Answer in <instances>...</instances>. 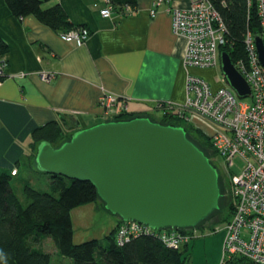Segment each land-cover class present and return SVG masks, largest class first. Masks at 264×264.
<instances>
[{
  "label": "crops",
  "instance_id": "obj_1",
  "mask_svg": "<svg viewBox=\"0 0 264 264\" xmlns=\"http://www.w3.org/2000/svg\"><path fill=\"white\" fill-rule=\"evenodd\" d=\"M136 1L132 12L116 9L103 17V0H42L43 7L59 3L73 25L89 29L85 43L76 45L34 16H14L0 0V39L6 45L0 51V169L16 168L12 178L21 175L23 182L25 172L34 168L32 132L49 122L69 132L62 122L69 123L68 115L81 127L103 121L98 104L102 90L125 102L124 114L158 110L165 116L185 100L188 73L211 82L209 68L183 65L186 41L172 29L169 8L186 7L189 0L164 1L153 15L155 0ZM41 72L54 75L44 80ZM212 82L218 86V80ZM159 101L174 106L163 113L156 107Z\"/></svg>",
  "mask_w": 264,
  "mask_h": 264
},
{
  "label": "built area",
  "instance_id": "obj_2",
  "mask_svg": "<svg viewBox=\"0 0 264 264\" xmlns=\"http://www.w3.org/2000/svg\"><path fill=\"white\" fill-rule=\"evenodd\" d=\"M103 1L105 5L99 12L103 17H110L115 6L111 0ZM164 1L169 0L154 1L150 10L152 15ZM255 3L264 42V0H255ZM123 11L129 13L133 8L125 6ZM169 11L173 32L186 41L183 65L202 69L217 66L219 45L226 41V28L212 1L189 0L188 6H171ZM89 34L86 26L58 31L62 40L76 45L84 44ZM244 43L246 56L233 64L248 83L249 95L239 97L223 76L219 85L214 87L204 77L188 73L186 98L173 109L176 118L208 137L211 155L214 159L215 156L221 158L222 173L228 179L233 208L224 225L225 235L218 264H264V66L250 31L246 32ZM3 66L1 63L0 75ZM53 75L41 72L44 80ZM124 103L117 94L102 90L98 97L102 120L124 114ZM173 106L170 101L156 103L163 113ZM201 125L208 126L210 132L207 134ZM16 172V168L11 170L12 174ZM192 230L158 229L127 220L117 226L115 240L122 245L138 234L154 233L166 246L177 248L189 242L194 235Z\"/></svg>",
  "mask_w": 264,
  "mask_h": 264
},
{
  "label": "water",
  "instance_id": "obj_3",
  "mask_svg": "<svg viewBox=\"0 0 264 264\" xmlns=\"http://www.w3.org/2000/svg\"><path fill=\"white\" fill-rule=\"evenodd\" d=\"M264 66V42L254 34ZM225 82L239 97L250 94L245 78L226 51L219 53ZM63 119L69 138L59 145L40 141L34 168L90 182L103 207L118 219L152 228H195L221 209L219 170L183 124L147 115L109 119L81 127Z\"/></svg>",
  "mask_w": 264,
  "mask_h": 264
},
{
  "label": "trees",
  "instance_id": "obj_4",
  "mask_svg": "<svg viewBox=\"0 0 264 264\" xmlns=\"http://www.w3.org/2000/svg\"><path fill=\"white\" fill-rule=\"evenodd\" d=\"M4 1L14 16L20 18L34 16L57 31L79 26L69 21L67 13L59 3L43 7L42 0ZM111 1L115 10H122L125 6H130L134 10L137 4L136 0ZM211 1L226 28V41L219 45V52L226 51L232 62L244 58L246 32L250 31L253 35L261 32L255 0ZM5 49L6 45L0 39V51ZM130 116L132 115L119 114L114 119ZM161 122L183 124L188 135L210 157V142L201 131L183 123L173 113L163 116ZM193 130L203 136L205 146L200 145L191 135ZM69 133L62 130L57 122H49L35 129L32 132L34 140L32 164L40 141L47 140L56 146L68 139ZM13 175L11 170L0 169V264H50V253L34 246L38 243L37 238L42 235L50 237L59 253L71 259L72 264L185 263L184 252L188 249L189 242L177 248H171L163 244L156 234L141 233L119 245L115 240L116 226L105 236L104 243L98 239L74 243L71 210L76 206L99 200L95 187L88 181L71 180L62 175L48 174L49 191L36 189L27 180L22 182L23 196L26 201L24 203L11 186ZM223 201L222 198L221 206ZM232 208L233 203L230 201L227 215L222 216L218 221L226 222L230 218ZM121 221L123 220H118V222Z\"/></svg>",
  "mask_w": 264,
  "mask_h": 264
},
{
  "label": "rangeland",
  "instance_id": "obj_5",
  "mask_svg": "<svg viewBox=\"0 0 264 264\" xmlns=\"http://www.w3.org/2000/svg\"><path fill=\"white\" fill-rule=\"evenodd\" d=\"M209 77L211 82L212 80H215V82L218 80L220 83L222 73L219 64L215 67L209 68ZM216 83L217 84L215 85H219L218 82ZM147 116L154 121H161L163 118L162 112L158 110L149 111L147 113ZM202 127L205 129V132L207 134L210 132L208 126ZM199 134V132L196 133L194 132V130L191 131V135L195 137L198 143L205 146V140L203 136ZM209 154L211 160L219 170L224 201L221 209L218 212L219 217L218 214L215 213L202 225L192 228L194 235L188 243V249L184 252L186 256L184 264H218L222 253L223 239L225 235V222L218 220L222 216L227 215L228 204L232 200V198L229 193L228 179L222 173L221 158L219 156H215L216 159H214L210 152ZM234 172H237V170H234ZM25 173L26 174L24 179L27 180L30 185H32L36 189L49 191L47 173H42L35 168H32ZM20 177L21 175H19L18 178H12L11 186H13V190L15 191V193L23 199V183L19 180ZM24 203H26L25 200ZM115 218L117 217H115L103 207L101 200H96L94 202L76 206L71 210L73 242L80 243L89 239H98L99 241H101V243H104L105 236L109 233L111 227L113 226V221L115 220ZM119 223L120 222H117V224L115 225L116 229ZM37 239L38 243H35L34 246H36V248L38 249L50 253V264H72L71 259L59 253L53 240L50 237L42 235Z\"/></svg>",
  "mask_w": 264,
  "mask_h": 264
}]
</instances>
